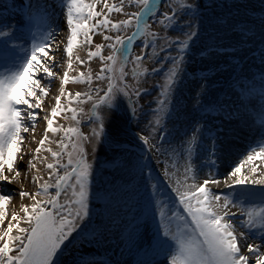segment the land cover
<instances>
[{
  "label": "snow or ice",
  "instance_id": "1",
  "mask_svg": "<svg viewBox=\"0 0 264 264\" xmlns=\"http://www.w3.org/2000/svg\"><path fill=\"white\" fill-rule=\"evenodd\" d=\"M126 5L138 10L126 12ZM52 7L48 0H24L21 9L27 12L22 15V20L26 15L23 24H13L8 17L0 19V182L10 184L20 176L16 165L18 160H23L21 153L26 139L23 134L35 131L43 111V99L49 93L52 78L58 75L53 68L60 65L50 55L57 35L51 28L55 15ZM56 7L68 30L64 47L67 70L63 72L55 106L43 117L46 128L33 155V160L45 163L48 180L32 177L38 190L19 192L21 199L30 198L32 203L21 205L23 215L13 211L6 226L9 212L5 205L12 196L0 191V264H62L67 250L77 247L78 237L81 249L100 242L103 231H89L90 201L94 195L100 196V190L93 189V165L78 143L88 141L89 137L79 127H54L53 124L57 116L68 112L72 114L71 120L79 124L78 110L70 105L73 101L78 105L90 102V112L85 114L80 108L79 113L88 115L94 125L91 135L95 142L104 143L112 152L109 159L114 176L112 183L132 174L134 169L143 172L140 158L133 161L128 157V150L120 139L123 129L112 113L121 111V97H128L131 104V95L140 97L147 91L132 89L126 81L131 75L139 83V77L148 74L147 68L140 71L145 60H155L160 65L152 68L153 75L166 65L170 67L166 68L164 83L159 86L158 107L153 111L155 119L148 123L151 130L144 134L145 129H140L137 137L144 145H149L151 137V148L159 151L160 144L155 141L171 144L167 140L172 134L168 123L175 128L182 117H187L183 122L188 127L179 137V155L185 161L183 180L177 179L172 188L187 215L167 213L160 207L159 222L156 223L155 214L151 217L155 225L151 234L147 233V224L143 225L145 231H141L138 220L124 236L125 248L139 257L135 264H159L156 259L159 256L165 257L164 264H264V168L261 167L264 164V15L258 20H248L242 15L247 5L240 0H119L118 4L108 0H57ZM113 12L126 18L113 21L110 18ZM153 25L177 35L162 38L152 30ZM129 30L128 35L120 34ZM225 31L241 37L237 45L219 43ZM111 32L117 34H105ZM94 34L103 35L107 43L95 44L91 50ZM84 44L90 46L87 61L78 54L74 60V49ZM134 48H139L140 54H134ZM222 54L232 59L224 64L213 63L207 72L199 73L198 79L194 77L198 85L195 106L191 110L178 108L175 97L185 86L187 66L196 60L211 61ZM93 58L101 63L95 77L90 69L75 77L69 75L74 62L83 65ZM257 59L258 74L247 71ZM129 64L132 67L126 70ZM224 71L229 72L240 90L230 88L228 100L219 97L207 100L212 83L209 73ZM93 79L101 82L100 85L91 87ZM44 81L48 82L47 86ZM69 82L86 83L89 88L73 96L64 87ZM65 96L68 105L61 103V97ZM214 112H226L229 117L239 113L245 124L258 134L256 147L251 148L223 181L228 189L234 190L228 194L219 188L221 181L212 177L211 171L206 174L208 178L197 183V175L205 165L194 166L192 162L195 154L205 159L206 166L212 169L217 166L221 153L227 151L223 129L213 131L208 127V116ZM136 113V107H131L132 117ZM60 132L63 137L55 141L60 151L45 148L46 142L52 143L49 133ZM42 150L51 154L53 162L46 163L47 157L41 158ZM33 160L28 162L30 169L36 168ZM246 165H252L249 174H242ZM6 173L14 175L10 177ZM165 175H169L167 170ZM210 185H216L218 191L213 192ZM151 187L154 190L156 186ZM50 189L55 190L54 194ZM233 208L237 211H232ZM144 218H148L147 213ZM256 238L261 240L260 244L249 242ZM72 264H97V261L78 252Z\"/></svg>",
  "mask_w": 264,
  "mask_h": 264
},
{
  "label": "rangeland",
  "instance_id": "2",
  "mask_svg": "<svg viewBox=\"0 0 264 264\" xmlns=\"http://www.w3.org/2000/svg\"><path fill=\"white\" fill-rule=\"evenodd\" d=\"M109 3H119V0H108ZM231 2V0H229ZM241 3L247 5V7L242 11V15L246 16L248 20H258L261 15H264V0H240ZM21 2L18 4L13 3L11 0H0V19L4 17L10 18V22L14 24L21 23L22 12H21ZM102 5H98V8ZM58 18L61 21L60 31L61 34L55 36V43L53 44L51 56L55 57V61L60 67H54L53 71L58 75L51 80L49 87V93L43 99V111L40 112V117L36 121L35 131H29L24 133L25 144L23 146V155L22 161H17V167L20 170V176L16 178L12 183L0 182V191L11 194L12 200L5 205L6 209L9 212L8 218L5 220V226L7 220L11 218V213L13 211L19 212L21 215L23 213L20 211L21 205H30L32 200L30 198H23L19 196L21 190L35 193L38 190V186L33 182V176L43 177V180H48V170L46 169L45 163L33 160L34 149L38 146V142L43 138L44 131L46 128V121L43 119L44 116L49 115L52 107L55 106V97L59 95V88L61 87V80L63 72L67 70V56L64 52V47L66 46L68 30L64 17L59 14ZM138 9L134 6H125L126 12H135ZM164 9L162 8L161 11ZM235 11V10H233ZM15 17V18H14ZM14 18V19H12ZM113 21L119 19H125L121 14L113 12L110 17ZM16 23V24H17ZM151 23V21H150ZM59 25V22H57ZM153 31L159 32L160 36L163 37H175L177 34L175 32L165 33L158 25H153ZM104 31L103 29L101 30ZM131 30L126 33H120L121 35L130 34ZM115 36L117 33H105ZM223 39L219 41L220 44L225 46L237 45V42L241 39L238 34H234L230 31H225L222 33ZM82 39V38H81ZM163 41L161 40V43ZM107 43L103 40V35L94 34L93 35V45L91 50H94L95 44ZM90 46L84 44L82 47L78 46L74 49V57L78 54L81 59L87 61V52L89 51ZM159 52V48L157 49ZM108 50H104V54H107ZM134 54H140L139 48H134ZM161 56L164 54L161 52ZM175 55V52H173ZM232 57L228 54L217 55L211 58V61H200L196 60L195 63L189 64L188 75L185 79V86L183 87L182 92L175 97V102L177 103L178 108L184 109L187 108L191 110L195 106V88L196 85L194 77L199 78V73L201 71L207 72L209 67L213 66V63L224 64L226 61H230ZM251 64V61L248 62ZM101 63L98 58H93L91 61L81 65L78 62L73 63V70H69V75L72 77L78 76L81 72L87 73L90 69L93 77L100 70ZM132 67L131 64L128 65L126 70H130ZM153 67H160V65L155 60H145L142 62V67L140 69L143 72L144 68L148 69L147 75H141L139 77V83L134 80L131 75L126 78L127 83L132 87V89H143L147 90L140 97H136L134 94L131 95L132 103L129 104L128 97H121V111L113 112L112 118L117 120L123 131L121 132L120 139L122 144L127 148V155L133 161L136 158H140V161L143 166V172L138 170H133L132 174L124 176L123 179L116 180L115 183H112L114 180L113 169L109 163V159L112 156V152L104 143H96L92 137V128L93 124L89 122L88 115H80L79 109L83 108L84 113L88 114L91 109V103H85L78 105L73 101L70 107L77 108L78 118L80 123L76 124L75 121L71 120V112L61 113L54 120V127L62 125L64 128L67 127H79L81 133L84 136H88V141H79L84 147L87 153L88 162L93 165L95 179L93 182V189L100 190V196H93L90 201V208L92 211L91 223H89V231L92 229L97 230V232L103 231L104 235L101 236L99 243L87 244L83 249L79 246L80 237L77 238V247H70L66 255L63 257L62 264H72L73 258L78 252H82L89 259H94L97 261V264H135L136 260L139 258L135 253L129 252L125 248L124 236L127 231L136 224L139 220L141 224V231H145L143 228L144 224L148 225L147 233L150 235L152 227L155 225L151 222V217L155 214L156 223L159 222V210L160 207L164 209L165 212L170 213L172 211L177 212L180 215L186 216L187 214L183 210V206L180 205L178 197L172 191V188L175 186V181L177 179L183 180V165L185 163L184 159H181L179 155L181 142L179 137L183 135L185 129L188 127L183 121L187 117H182V122L177 124L175 128L171 123H168V129L171 131V135L167 137V140L171 141L169 143H161L159 140L155 141L160 144V150L156 151L154 148H151L152 138L150 137L149 145H144L137 137V134L140 132V129H145V133L149 132L151 129L148 127L149 121L155 119L153 111L158 107L156 101L159 98V93L161 91L160 85L164 83L166 68L170 65H166L164 68H161V71L155 75L151 74ZM225 67H228L225 64ZM256 67H259V60L257 59L254 65H251L247 68V71L254 72ZM239 71V69H237ZM229 77V72H214L209 73V80L212 83L209 86V95L207 100L211 101L219 97L221 100H228L230 97V88L234 87L236 91H239V84H234L233 81H227ZM230 80V79H229ZM247 83L246 81H242ZM45 85H48L47 81H44ZM101 82L93 79L91 87H96L100 85ZM233 85V86H232ZM106 86V84H105ZM66 93H71L73 96L77 92H85L88 90L89 85L86 83H72L69 82L67 85H64ZM61 103L63 105H68L67 96L61 97ZM135 106L137 113L135 117L131 115V107ZM39 111V110H37ZM196 114V113H193ZM65 115L68 116V119H65ZM209 124L208 127L212 128L213 131H218L223 129L222 138L227 144V151L221 153V157L217 162L215 168L210 169L207 167V161L203 158H197L196 155H193V164L194 166L205 165L203 170L200 171L197 175V183L203 181V179L208 178L207 173L211 171V174H215L214 178H217L221 181L219 185L220 189H223L225 194H228L233 189H228L223 181L231 172V170L239 163H241L251 150V148L256 147V140L258 139V134L251 130L246 124L243 118H241L239 113L233 114L231 117L228 116L226 112H214L208 116ZM165 120L162 119V124ZM214 126V127H213ZM63 137V133L52 134L49 133V140L52 143L46 142L45 148L51 147L53 151H60L57 147L55 141H59ZM73 141L76 142V138L73 137ZM67 142V140H65ZM131 144H137L142 148H145L144 153H138L134 149H130ZM173 149L176 152H173ZM71 151L72 149L69 148ZM41 158L47 157L46 163L53 162L51 154L47 151L42 150L40 153ZM33 160V163L36 164L35 169H30L28 162ZM67 156L64 157L66 163ZM201 161V162H200ZM258 163V162H257ZM263 164L261 165V167ZM233 167V168H232ZM250 165H246L242 170V174H249ZM151 168L156 170L159 173L161 180L166 184L170 189L171 193L168 191H163L161 185L159 186L156 181L159 178L153 177L151 174ZM179 168V171L177 169ZM231 168V169H230ZM229 171L225 175L226 171ZM38 170V171H37ZM169 172V175H165V171ZM175 173V175H172ZM10 177L14 173H6ZM223 177V179H221ZM261 178V177H257ZM43 182V181H41ZM191 182V181H189ZM230 182V181H229ZM155 185V189L151 187ZM213 192L218 191L216 185L209 186ZM50 192L54 194L55 190L50 189ZM153 192L155 193L153 195ZM43 199V197H38ZM63 199V197H61ZM172 205H168V201ZM159 202V205H158ZM232 211H237L233 208ZM145 213H147L148 218L145 219ZM24 226V225H22ZM75 235V234H74ZM95 235V233H93ZM249 242L260 244L261 240L256 238L255 240H250ZM157 260L165 259L163 256L156 257ZM160 264H163L160 262Z\"/></svg>",
  "mask_w": 264,
  "mask_h": 264
},
{
  "label": "bare ground",
  "instance_id": "3",
  "mask_svg": "<svg viewBox=\"0 0 264 264\" xmlns=\"http://www.w3.org/2000/svg\"><path fill=\"white\" fill-rule=\"evenodd\" d=\"M13 3H15V4H18L19 2H21L22 0H11ZM54 4V3H53ZM56 4H57V0H56ZM56 4H55V6L53 7V12L57 9V7H56ZM23 11V10H22ZM58 11V10H57ZM22 15H23V13H22ZM55 16L56 15H54L53 16V18H52V22H51V28L52 29H54V30H56L57 31V35L59 36L60 34H61V31L59 30L60 29V20L58 21L56 18H57V16H56V18H55ZM15 18V17H14ZM14 18H12V19H14ZM10 19V18H9ZM20 21V20H19ZM19 21H15L14 22V24H16L17 22H19ZM57 22H59V25H57ZM21 23H24V21L21 19ZM54 23H56V26H53V24ZM258 68L259 67H256V69H254L253 68V70H255L253 73H257L258 74ZM230 78H228V80H227V78H226V80L229 82V81H232L231 79L229 80ZM230 83V82H229ZM233 86V85H232ZM235 87V86H234ZM214 127V126H213ZM201 162V161H200ZM250 166H252V165H250ZM233 168V167H232ZM262 168H264V164H263V166H262ZM152 170H151V174L153 175V177H155V178H159L157 181H156V183L160 186L161 185V189L163 190V191H166L165 189H164V187L166 186V184L161 180V178H160V176H159V173L156 171V170H153V168H151ZM231 169V168H230ZM230 169L228 170V171H226V173H225V175H227L228 173H229V171H230ZM212 176H214L215 174H211ZM218 177V176H217ZM215 178V179H218V178ZM221 179H223V177L221 178ZM219 180V179H218ZM222 181V180H221ZM168 193H170V191H168ZM170 201L171 200H169L168 201V205H172L171 203H170ZM158 262H159V264H160V262L161 263H163L164 264V261H165V259H161V260H157Z\"/></svg>",
  "mask_w": 264,
  "mask_h": 264
}]
</instances>
